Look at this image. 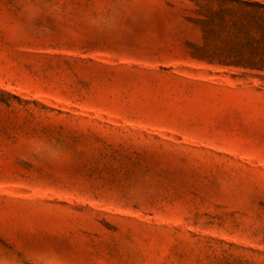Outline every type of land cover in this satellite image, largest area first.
<instances>
[{"label":"rangeland","instance_id":"rangeland-1","mask_svg":"<svg viewBox=\"0 0 264 264\" xmlns=\"http://www.w3.org/2000/svg\"><path fill=\"white\" fill-rule=\"evenodd\" d=\"M230 1L0 0V264H264Z\"/></svg>","mask_w":264,"mask_h":264},{"label":"trees","instance_id":"trees-1","mask_svg":"<svg viewBox=\"0 0 264 264\" xmlns=\"http://www.w3.org/2000/svg\"><path fill=\"white\" fill-rule=\"evenodd\" d=\"M230 3L238 6V18L211 20L206 25H216L228 35L229 65L264 72V0H232ZM223 11L230 13L232 8Z\"/></svg>","mask_w":264,"mask_h":264}]
</instances>
